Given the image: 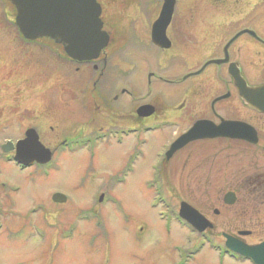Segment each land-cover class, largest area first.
I'll use <instances>...</instances> for the list:
<instances>
[{
	"label": "rangeland",
	"instance_id": "rangeland-1",
	"mask_svg": "<svg viewBox=\"0 0 264 264\" xmlns=\"http://www.w3.org/2000/svg\"><path fill=\"white\" fill-rule=\"evenodd\" d=\"M161 1L99 0L103 27L112 40L120 43L111 46L105 55L115 54L111 66L108 65L113 71L108 75L106 88L102 86L103 77L96 79L98 74L92 65L78 67L48 41L23 40L14 26L13 7L0 0V264H171L175 260V245L190 246L185 240L186 231L170 225L167 234L168 226L161 223L157 211L151 210L148 204L154 193L144 188V182L151 178L149 169L155 162V152L162 153V144H168L184 132L190 122L200 116L199 112L206 109L208 101L226 90L231 92L232 98L221 106L219 113L225 118L248 121L264 132V116H256L241 106L225 75V67L210 66L196 78L181 80L204 61L219 57L222 44L241 28L254 30L264 40V0H212L209 3L195 0L198 8L193 34L196 36L188 52L189 59L173 57L175 50L162 55L150 44L144 45L145 48L134 45L148 40L143 12L151 21L153 12L159 13ZM177 1L176 15H179L189 0ZM186 16L181 15L177 20L190 26L184 19ZM182 36L185 41L189 39L188 33ZM230 53L240 64L249 85L264 83V48L243 37ZM149 73L153 75L148 82ZM216 73L225 80L223 85L215 79ZM124 88L130 92V98L121 95ZM183 90L185 97L180 98L178 93ZM175 94L178 96L174 98L183 105L186 102L181 110L177 108V125L141 136L146 140L144 158L135 162L136 171L127 178L126 184L111 187L110 191L108 184L112 175L119 173L126 156L139 147L133 138L121 146L105 141L91 156L80 150L74 154L62 153L46 179L35 169L20 172L3 161L1 148L5 141L23 139L28 129H34L39 142L51 151L60 141L80 134L152 122L148 119L137 123L131 116V122L123 124L121 119L125 113L129 117L130 110L157 102V97L164 107L171 105ZM165 108L172 111L171 107ZM208 145H193L163 163L161 183L166 201L173 208L185 204L199 210L210 222L206 230L222 239L225 233L245 230L252 224H237L221 214H212L214 208L221 210L216 193L224 189L221 178L219 182L215 179L220 169V154L207 151ZM209 158L217 160L216 173L207 179L204 161ZM14 185L19 186V191L9 192V187ZM55 192L62 193L66 203L54 204L51 199ZM102 192H111L110 197L117 205L107 200L100 205L98 196ZM39 205L40 212L28 217V210ZM79 213L97 215L98 221L77 223ZM30 221L42 228L45 240L34 235ZM71 224L76 226L74 237L60 241L57 236L71 228ZM19 231L22 236H15ZM263 231L264 226L256 233L262 235ZM194 261L192 264H220L219 258L206 249Z\"/></svg>",
	"mask_w": 264,
	"mask_h": 264
},
{
	"label": "flooded vegetation",
	"instance_id": "flooded-vegetation-1",
	"mask_svg": "<svg viewBox=\"0 0 264 264\" xmlns=\"http://www.w3.org/2000/svg\"><path fill=\"white\" fill-rule=\"evenodd\" d=\"M212 0H207V3L211 2ZM97 2L99 3V0H97ZM165 0L161 1V7L159 10V13L157 14L155 12H153V15L156 16V18H154V16L152 17V20L150 21V17L147 16V14L145 12V19L147 20V24H145V26L148 29V40L146 41H139L138 44H134L136 47L142 46V47H146L144 45L150 44V47L152 48H156L158 50H160L161 54L164 55V53H167L169 51H174L175 53H172L173 57H176L178 59H183L184 57L186 58L189 54V50H191V46L194 42V37L196 35H194L193 33H195V31L193 30V28L195 27L194 25V16H195V12H197V5L195 0H189L187 7L189 6L188 9L184 8L180 11L179 15H176L177 11H176V5L179 3L177 0H174V4H173V10H172V14L169 20V23L165 29V39L166 41H164L163 39L159 38V41L157 44H155L153 42L152 39V30H153V23L157 20V18L160 15L161 12V8L162 5L164 4ZM206 3V4H207ZM101 7V6H100ZM214 7V6H213ZM198 8V7H197ZM208 11V10H207ZM151 12V13H152ZM212 12V11H210ZM157 14V15H156ZM187 14V18H184L185 21L187 22V25L190 26H185L182 25L181 23L183 22V20H177L181 15H185ZM176 16V19H175ZM178 17V18H177ZM191 17H193V23H191ZM100 19L102 20V9H101V15H100ZM144 19V20H145ZM187 19V20H186ZM196 20V19H195ZM150 21V22H149ZM184 21V22H185ZM142 25H143V21ZM103 23V22H102ZM202 21L199 22L198 26L199 29L202 26ZM205 26H203L202 28H204ZM192 28V29H191ZM103 30L107 33V35L109 36V42L107 44V46L105 47V49H103L101 51V53L99 54V56L92 60V61H72L70 59H68L67 57H65L67 60H69L72 63L77 64V66H84V65H92L93 70L98 74V76L96 77L97 80H100L101 77H103V80H105V84L103 82V87L108 86V81L110 79V77L108 75L112 74L113 69L111 68L110 70L108 69V65L111 66L112 62H111V58L113 56H105L109 51V48L115 44H120L118 41L112 40L110 37V33L107 32L104 27ZM208 31V30H207ZM207 31H202L207 33ZM133 32H135V30H133ZM253 32H255L253 30ZM183 33H188L189 35V39L187 41L183 40ZM257 35V34H256ZM194 36V37H193ZM258 36V35H257ZM193 37V38H191ZM250 41H253L256 45L264 48V40H262V38L256 37V38H252L249 36H246ZM187 42V43H186ZM142 43V44H141ZM216 43V41H215ZM187 44V45H186ZM117 46V45H116ZM163 46V47H161ZM59 48V46H57ZM235 47V44L231 47L228 48L227 54L229 57V61L227 64L225 65H220V66H215L219 68L225 67V75L228 77L229 82L231 87L235 90V97L236 99H238L239 103L241 104V106L243 108H246L252 112L255 113L256 116H264V114H259L249 108H247V106H245V104L242 102V100L238 97L237 95V91L236 89L233 87L232 84V80L228 75V65L230 63H237L234 61L232 54L230 53V50L232 48ZM224 57L223 54V50L222 48H220V56L219 57H214L211 59H221ZM189 59V57H187ZM186 58V59H187ZM210 59V60H211ZM209 60L205 61L208 62ZM99 64H101L99 66ZM240 73L242 75V77L246 80V77L243 74V70L240 66L239 63H237ZM210 66L206 67V68H202V70L199 73L194 72L195 75L199 76L206 71ZM206 69V70H205ZM108 71V73H105L104 71ZM99 71V72H98ZM105 73V74H104ZM201 73V74H200ZM153 74L149 73L147 74V81L149 82V79L152 77ZM196 78L197 76H193L190 73L185 74L181 77L182 81L188 80V79H192V78ZM217 78V80H219V82H222L223 85V79H221L219 74H215V79ZM160 80H162L160 78ZM164 82L171 84L170 82H168L167 80H165ZM99 83V82H98ZM218 83V82H217ZM225 84V83H224ZM248 84V82H247ZM262 84V83H261ZM249 85V84H248ZM260 85V84H258ZM249 86H256V85H249ZM227 87V86H226ZM107 88V87H106ZM225 88V85H224ZM177 94V93H176ZM173 95L171 100V105L168 103V105H166L165 107H171L172 111H166L167 108L164 107V105H161L159 102V98L157 97L155 100L157 102H151V103H146L142 106H139L140 108L143 106H149V108H146L144 111L137 113V108H135L134 111L130 110L128 114L129 117H127V115L125 116V114L123 115V118L121 119L123 124L125 123H130L131 122V116H133L134 121H136L137 123H140L144 120H153L152 122L149 123H142L140 125H135V126H130L128 125L127 127H123V128H108L106 130H96L90 133H85V134H80L74 138L71 139H64L62 141H60L54 149H52L50 151L51 153V162L49 163L48 167H46L45 169H37L34 168L36 171L39 172V174H41L42 178H48L50 177V173L52 170L55 169V166L57 165V158L59 156L62 155V153L64 154L67 151H70L71 149H69L66 145L68 140H72L75 139L77 140V142H79V148L76 150H80V151H85L88 152L89 156L95 154L96 148L100 145L103 144V142L105 141H112L115 142L118 146H121L124 144L125 141H127V139H130L133 137V134L138 136L141 139V136H145L148 134V132L151 133H159V132H163L165 129L169 128L170 126H175L178 123V118L179 116H177V112L179 110L182 109V107L184 105H186V102L183 105V102H179L177 99H175L174 97H177L178 95ZM180 94V98L181 97H185L186 92L183 90ZM121 95L126 96L127 98H130V92L128 90H126L125 88L122 89L121 91ZM230 98H232L231 92H229V90H226L225 92H219V94H216V96H213L210 101H208L207 107L206 109L204 108L203 112H199L200 116H198L197 118H195L192 122H190L188 128L176 135V137L174 139H172L168 144H162V160L160 163V166L157 170H150V172H155L158 178L157 180V184L151 185L148 184V180H146L144 182V188L148 191H152L154 193L153 197L150 199V201L148 202V204L154 203L156 202V205H153V208H155L156 206H163L162 203L163 201L160 200V198H166L164 196V189H163V185L161 183V174H162V166L163 163L168 162V160L166 159V153L169 149V147L171 146V144L178 138L180 137L183 133H185L187 130H189L195 123L197 122H204L206 123V127L211 129L214 126L217 127L219 125H221L223 122H232V123H244L247 126L251 127L254 131V134H252L251 130L249 128L243 129L240 127H236L234 130L228 132L229 134H231L230 136H223V137H207L205 139H200L194 142H191L187 145H185L181 150L175 152L170 159L174 158L176 155H178L179 152L186 150L190 147H192L193 145H198V144H209L206 147L207 151L210 152H218L220 154V160H219V164H220V169L219 172H217L215 179L219 182L220 178H221V182H223L222 186L224 191L222 192V190L218 189V192L216 193V199L217 201L220 203V207L221 210L219 211V209H212V214L214 216H217L219 214H221L223 216V218H228V220H234V222H236L237 224H243V223H248V224H252L251 227H249L248 229H241V230H237L235 233H225L224 237L222 236V239H218L215 234H213L211 231H209L208 229L206 230V228H208L209 226V220L205 217V215H203L199 210H196L199 215H201L204 219V223L203 226H206V228L204 229V231L202 233L197 232L195 229H192L191 227L187 226L184 221L181 220L180 217V207L178 209H175L172 212H169L168 215L170 216L172 222L175 224L176 228L181 230V231H186L185 234V240L188 241V244L190 247L188 248H181V249H174V253H175V260L174 262H172L171 264H192L193 262H195V257H197L200 254L201 250L206 249L209 252H214L216 253V255H218L221 259L223 264L226 263L227 261L232 262L234 264H264V248L260 249L259 246L262 245L264 243V231L262 232V235L257 234L256 232H259L262 228V226H264V132L261 133L260 128H256L254 125H252L250 122L248 121H243L241 119L238 118H225L223 117L220 113H219V109L221 108V106H224L225 102L229 101ZM114 100H117V97L114 98ZM182 100V99H181ZM154 101V100H153ZM132 103V102H131ZM130 103V104H131ZM163 106V108L161 107ZM177 108H180L177 111ZM120 113L123 114L122 111H120ZM148 114V115H147ZM99 117V116H98ZM258 119V117H257ZM151 125H155V130L153 128H151ZM149 127L151 129H149ZM263 127V126H262ZM210 132V131H209ZM25 133V132H24ZM208 133V132H207ZM241 134V136H240ZM24 138V137H23ZM22 139V138H21ZM20 140V139H18ZM135 141L137 140V138L134 139ZM17 141V140H16ZM15 141V142H16ZM136 147L135 150L141 148V151L143 152L142 154V158H144L145 156V151L143 150V146L144 148L146 147V141H141V143L136 142ZM63 147H65L63 149ZM74 151V149H73ZM79 152V151H77ZM161 152H155V156ZM132 155V151L130 152V154L126 157H129V161H130V156ZM141 156V152L139 157ZM171 159V160H172ZM129 161L127 163V165L129 164ZM216 161L217 160H212L211 158H209V161H204L205 162V170L207 172V179L208 177H212L216 171H214V168L216 166ZM127 162V160H126ZM208 165V167H207ZM38 166V165H37ZM33 169V170H34ZM125 170V177L126 180L128 175H131V170L128 169H124ZM115 175V174H114ZM37 177H39V175H37ZM125 180V181H126ZM124 181V182H125ZM121 185V181H118ZM207 182V181H206ZM55 193H60V192H55ZM103 196V194H102ZM51 201L54 204H61L60 199H58L57 201L53 200V196ZM67 201V200H66ZM66 201H64L62 204L66 203ZM61 204V205H62ZM169 207V205H168ZM39 210H41V207L39 205ZM197 219V218H195ZM29 225L33 228V232L35 231L36 228L42 230L41 227L34 225L32 223V221L29 222ZM63 232V231H61ZM60 232V233H61ZM258 236V238L256 240H253V237ZM58 237V236H57ZM59 239V237H58ZM198 244H202L203 248L201 250H199L198 252H194V248L196 247V245ZM213 245H217L214 249H212L211 247ZM241 246H245L247 248H253L254 249V257L252 260L244 258L242 256L239 255V253L237 252V248L241 247ZM257 248V249H256Z\"/></svg>",
	"mask_w": 264,
	"mask_h": 264
},
{
	"label": "water",
	"instance_id": "water-1",
	"mask_svg": "<svg viewBox=\"0 0 264 264\" xmlns=\"http://www.w3.org/2000/svg\"><path fill=\"white\" fill-rule=\"evenodd\" d=\"M6 1L15 9L14 25L24 40H50L62 47L66 57L76 62L96 59L107 46L109 37L102 30L103 24L99 18L101 9L96 0ZM173 4L174 0H165L160 16L153 25L152 39L155 44L158 43L159 38L166 41L165 29L172 14ZM228 75L232 79V84L242 102L248 108L264 113V84L248 86L235 63L229 65ZM146 108H140L138 113ZM236 127L245 128L240 123L223 122L220 126L211 128L212 134L209 136L226 135L224 133H228ZM206 131L207 128L204 123L195 124L171 146L168 157L187 142L206 137ZM10 149H12L10 144L3 147L5 152ZM15 160L22 164L33 161L46 163L49 160V152L39 143L33 130L27 131L25 139L17 143ZM186 209H188L190 216L196 214L194 210L183 204L182 211L185 212ZM204 228L205 226L200 227L199 231L204 230ZM259 248H264V245L259 246ZM251 251L253 248L246 251L245 254L253 259L254 256Z\"/></svg>",
	"mask_w": 264,
	"mask_h": 264
},
{
	"label": "bare ground",
	"instance_id": "bare-ground-1",
	"mask_svg": "<svg viewBox=\"0 0 264 264\" xmlns=\"http://www.w3.org/2000/svg\"><path fill=\"white\" fill-rule=\"evenodd\" d=\"M241 38H243V37H241ZM241 38H239V39H241ZM239 39H238V40H239ZM238 40H237V41H238ZM237 41H236V42H237ZM236 42H234V43L230 46V48H231ZM205 70H206V69H205ZM204 72H205V71H204ZM204 72H203V73H204ZM203 73H202V74H203ZM202 74H201V75H202ZM94 155H95V154H94ZM134 173H135V172H134ZM129 176H130V175H128L127 177H129ZM126 183H127V181H125L124 184H126ZM39 212H40V210L37 211L36 214H38ZM75 231H76V230H75ZM73 237H74V232H73ZM43 240H45V236H44V239H43ZM202 251H203V250L200 251V254L202 253ZM200 254H199V255H200Z\"/></svg>",
	"mask_w": 264,
	"mask_h": 264
}]
</instances>
